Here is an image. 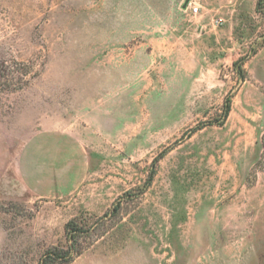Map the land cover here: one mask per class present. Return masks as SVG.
Listing matches in <instances>:
<instances>
[{"label": "rangeland", "instance_id": "obj_1", "mask_svg": "<svg viewBox=\"0 0 264 264\" xmlns=\"http://www.w3.org/2000/svg\"><path fill=\"white\" fill-rule=\"evenodd\" d=\"M258 1L0 0V264H264Z\"/></svg>", "mask_w": 264, "mask_h": 264}, {"label": "trees", "instance_id": "obj_2", "mask_svg": "<svg viewBox=\"0 0 264 264\" xmlns=\"http://www.w3.org/2000/svg\"><path fill=\"white\" fill-rule=\"evenodd\" d=\"M264 6V0H259L258 5ZM225 109H224V114L223 116L225 117L228 114V111L230 109V99L229 97L225 99L224 102ZM66 234L67 237L71 240L73 233H79L82 232L81 228H78L77 225L75 224L74 220H69L66 223ZM77 235V234H75ZM80 253V250H76L75 252L73 251V248L70 246V249H67L66 251H46L45 254L43 255V258L41 260V264H54L55 261H61V263L69 262L72 259V256L74 254Z\"/></svg>", "mask_w": 264, "mask_h": 264}, {"label": "built area", "instance_id": "obj_3", "mask_svg": "<svg viewBox=\"0 0 264 264\" xmlns=\"http://www.w3.org/2000/svg\"><path fill=\"white\" fill-rule=\"evenodd\" d=\"M193 10H194V11H196V10H197V7H196V6H194V7H193Z\"/></svg>", "mask_w": 264, "mask_h": 264}, {"label": "water", "instance_id": "obj_4", "mask_svg": "<svg viewBox=\"0 0 264 264\" xmlns=\"http://www.w3.org/2000/svg\"><path fill=\"white\" fill-rule=\"evenodd\" d=\"M185 6V5H184Z\"/></svg>", "mask_w": 264, "mask_h": 264}]
</instances>
